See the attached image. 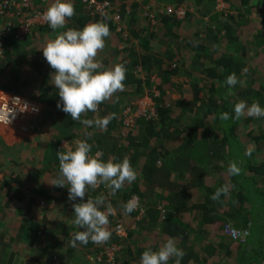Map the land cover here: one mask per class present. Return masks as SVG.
<instances>
[{
    "label": "trees",
    "instance_id": "trees-1",
    "mask_svg": "<svg viewBox=\"0 0 264 264\" xmlns=\"http://www.w3.org/2000/svg\"><path fill=\"white\" fill-rule=\"evenodd\" d=\"M97 1H108L114 6L103 22L111 29L113 39L119 44H124L114 63L123 64L128 76L123 92H117L102 102L96 112L82 113L81 119H99L112 113H115L116 117L111 120L106 130H100L94 126L87 127L79 120L73 121L69 114L58 109L56 122L49 130L52 132L51 137L45 140L46 135L41 130L39 120L36 129L28 133L30 135L35 131L34 136L25 138L31 141L43 139L47 142L44 149L43 146H34L28 150V156L33 153V166L37 167L39 172L48 170L55 179L59 174L57 152L67 151L69 148L75 150L77 142L82 140H87L92 145L90 155L95 156L100 152V158L105 162L109 158L113 162H120L125 157L129 159L137 172L135 182L125 184L115 196L111 195L105 186L100 185L95 190H89L83 198L86 202L88 197L95 199L102 195L105 205L101 210L112 204L114 208L123 210L122 205L130 200L129 197L133 194H136L139 200H148L143 203L147 207L143 222H134L138 216L134 211L130 214L123 211L122 217L115 214L109 216L107 228L112 233V238L116 236L114 229L118 223H122L128 232V237L121 242V250L114 257V264H133V261L137 264L145 250L155 251L169 238H174L177 246L185 253L181 264H264V162L254 164L246 158L244 143L238 134L241 130L240 124L238 120L231 118L234 116L235 104L241 101L247 102L248 105L258 101L264 105V86H260L263 90L261 93L247 90L235 94L230 92L224 81L233 73H241L246 65L234 63L233 54L228 50L220 51L223 48L220 37L227 33L231 35L227 37L229 44L239 47L240 33L232 31L239 16H235L230 22L218 17L220 30L216 28V31H212V28L203 26L199 30L189 32L187 25L192 21L189 10L198 4L200 9L196 10L201 14V18L195 20V24L205 25L202 18L205 19L214 12L217 0H195L196 3L193 0H123L122 3L119 0ZM152 1H156L154 4L158 6L162 5L160 8L165 10L169 7L176 10L184 6L185 19H178L174 13H157L153 25L150 18L145 16L146 7ZM231 1L223 0L233 5ZM73 2L75 14L67 19L69 25L80 21L77 17L84 7V14L97 16L93 10L87 8L83 0ZM36 4L45 3L37 1ZM243 5L245 6L244 3ZM156 6L153 9L155 12ZM140 14L142 17L138 19ZM116 17H119L118 20H115ZM241 17L247 18L245 15ZM85 18L84 16L81 19L83 23ZM146 24L148 30L159 29L161 38L156 37L158 32L141 37L140 29ZM1 26L3 24L0 23ZM36 30L54 32L47 24L36 28L22 41L32 39ZM0 38L3 39L4 57L5 54L12 55L16 39L4 30L0 33ZM153 38L162 41L151 44L150 40H156ZM134 40H138L140 46L131 45ZM33 54L30 60L23 62L27 69H34L39 73L40 67L35 63L32 65ZM257 54V51L253 52L251 57ZM23 56L24 54L18 53L17 60L26 59ZM4 62V59H0V63ZM154 75L160 79L159 84L152 81ZM40 80L46 84L43 83L41 87L46 89L41 91L42 105L57 108L60 99L58 90L52 87L48 80ZM175 89L177 90L174 91ZM171 92H177L180 96L191 93V96L188 101L181 99L177 102L178 106H172L169 99ZM200 94H203L202 98ZM146 95L153 100L156 117H149L151 114L148 112L146 116L129 120L133 115L126 111L134 112L136 107H132L133 103ZM181 105V113L177 115L175 109ZM225 112L230 114L227 121L220 118V114ZM241 118L245 122L256 119L247 115ZM248 137L252 140V133L248 134ZM64 144L67 145L63 146ZM9 149L14 150L13 147ZM11 162L18 163L13 160ZM231 162H236L241 168L239 175L227 174ZM31 178L32 176L28 177L26 188L12 190L9 194L6 193L7 196L3 199L0 198V237L11 233L25 234L26 249L21 247V252L30 248L39 252L55 244L54 240L59 241L57 247L61 248L65 243L63 238L70 240L71 245L70 233L78 230L72 223L73 204L80 202V199H68L67 184L64 188L51 184L46 189L37 188L35 185L38 183L30 182L33 180ZM210 179L215 180L214 187L209 186ZM261 182L263 187L259 186ZM2 185L6 187L7 181L2 182ZM223 185L229 186V195H221L218 200L211 199ZM117 198H120L118 201L122 203H117ZM148 203L155 205L153 208L148 207ZM17 217L24 218L18 222ZM132 224L136 228L132 229ZM226 226L242 231L248 229L249 233L243 242H237L241 251L235 263L230 261L234 247L228 245L224 238L227 237L224 233ZM147 234L156 235L157 241L154 243ZM35 242L39 243L36 247ZM13 246L11 245L10 249H13ZM91 248L94 252L101 249L91 242L83 245L85 250ZM100 253L90 255V258L97 264H109L106 259L97 262ZM168 264H175L174 259H170Z\"/></svg>",
    "mask_w": 264,
    "mask_h": 264
},
{
    "label": "crops",
    "instance_id": "crops-1",
    "mask_svg": "<svg viewBox=\"0 0 264 264\" xmlns=\"http://www.w3.org/2000/svg\"><path fill=\"white\" fill-rule=\"evenodd\" d=\"M123 0H119L122 3ZM195 3L196 1L193 0ZM47 8L50 7L55 0H46ZM72 4H74L73 0H71ZM156 1H152L148 3L150 6L157 5L156 9L159 12L162 8V5L158 6ZM225 4L228 5L227 13L224 12L225 7L223 9L217 10L216 5L218 4ZM230 5L227 2H223V0H217L215 4V10L211 13L210 16L207 18H202L205 21V25H202L199 29L203 26H207L212 31H216L220 24L218 17H223L222 20L226 22H230L235 16H239V20L237 24L233 28V33L237 31L240 33L241 41L239 43V47L231 46L230 40H228V36L230 33H227L224 36L220 37V42L222 43V47L220 51L226 49L229 53L233 54L234 63H238L241 65H246L245 68L248 69L246 74H243L242 77V70L241 73L236 74L239 80L243 83L242 85L239 84L230 89V92H240L241 90L253 91V93H261L263 90L260 86H264V0H232ZM245 4V6L243 5ZM154 4V5H153ZM161 4V3H160ZM148 5V6H149ZM223 6V5H221ZM200 9L198 4L189 10L191 18V23L189 25L196 26L195 20L201 18V14L196 10ZM241 9V11H239ZM85 7L82 13L78 14L79 22L73 24L67 23L64 25L63 28H58L52 33H47L44 30H36L35 35H33L32 39H28L27 41H15L13 49V54L3 57L4 63H0V92L3 94H14L20 95L26 99H29L35 103L42 105L41 103V95L42 92L46 89H42V85L44 81L40 80H48L51 84V76L50 74L54 72V70L49 66L43 56V48L46 47L47 43L53 39H55L58 35L62 34L63 32L69 29H78L82 30L85 25L97 22H103L105 17L100 16H90L86 15ZM129 13V7L127 9ZM221 13V14H220ZM245 15L247 18H242L241 16ZM86 17L81 21V19ZM141 14L139 15L138 19L141 18ZM241 17V18H240ZM91 21V22H90ZM78 26L75 28L74 26ZM201 25V24H200ZM3 26L0 27V33L3 31ZM220 28V27H219ZM218 28V29H219ZM110 29V28H109ZM197 29V30H199ZM111 30V29H110ZM220 30V29H219ZM159 31V29H158ZM160 32V31H159ZM212 34V33H211ZM210 34V35H211ZM144 35L148 36V31L144 28L140 29V36L145 37ZM231 36V35H230ZM113 34L110 32V36L105 39V48L102 51H98L96 59L99 60L102 64L103 69H110L113 68L116 64L114 63L117 60V56L119 57V50L121 51L124 44H119L116 40L113 39ZM122 39V38H121ZM131 45L133 46H140V42L138 40H134ZM210 45V44H206ZM213 45V44H211ZM215 46V45H213ZM211 47V46H210ZM257 51V56L251 57L253 52ZM22 53L24 54V60H17V54ZM35 53V55L33 54ZM31 54L34 55L32 58V65L37 64V67H40V74L37 71H32L31 68L27 69L26 65L23 61H28L31 59ZM127 56V54H126ZM123 57V56H122ZM119 60V58H118ZM244 68V69H245ZM46 73L47 75H45ZM45 75V76H44ZM128 76V74L126 75ZM253 77V78H252ZM33 78V79H31ZM158 78V77H157ZM241 78V79H240ZM252 78V79H251ZM159 79V78H158ZM250 79V80H249ZM252 81V82H249ZM26 83V84H25ZM27 85V86H23ZM44 85H46L44 83ZM52 85V84H51ZM52 87H55L52 85ZM42 91V92H41ZM48 94L51 96L50 91ZM176 92L169 93V99L172 101L175 97ZM179 95V94H178ZM203 94H200V98H202ZM191 93H188L183 96H178L174 101V106H178V101L185 100L188 101ZM176 103V104H175ZM183 105V103H182ZM175 109V112L181 113V107ZM261 107H264L263 104H260ZM42 107V114L40 117V126L41 130L45 132V139L51 137V133L49 132L52 125L56 122V113L58 112V108H47L46 106ZM183 109H186L183 107ZM53 116V117H52ZM47 127V130H46ZM84 129V128H83ZM240 132L238 133L241 138V142L244 143V150L246 158L251 161L252 163L257 162H264V118H256L254 120H250L249 122L243 121L240 126ZM182 130V129H181ZM252 133L253 139L250 140L248 134ZM24 133H21L12 128H4L0 127V198L3 199L7 194H9L12 190L22 189L27 187V183L29 181L28 177L32 176L33 180L36 181L35 187H44L45 189L49 186V184H53L54 179L51 176V173L48 170L38 171L37 167L33 166V153L29 154L28 150L33 148L34 141L27 138L26 136H22ZM34 136V135H33ZM36 137V136H35ZM123 139L125 137L123 136ZM43 139L37 140L42 141L43 149L45 147V142ZM13 147L14 150H10L9 148ZM258 147V148H256ZM27 151V152H26ZM42 151V150H41ZM22 153V154H21ZM17 161L18 163L15 164L11 161ZM37 179H36V178ZM31 178V179H32ZM261 178V177H260ZM17 179V180H16ZM36 179V180H35ZM16 180V181H14ZM7 181V186H3L2 182ZM260 181V180H259ZM208 184L210 187H214L213 179L208 180ZM262 182L259 183L260 187H263ZM264 188V187H263ZM126 192V191H125ZM130 193V192H129ZM138 197L136 194H133L129 197ZM128 198V197H127ZM120 198H117L115 201L117 203H122V201H118ZM144 199V200H143ZM139 200V203H142L141 207L143 212H137L138 216L134 219V222H143V219L146 216L147 207L143 205V203L147 202V198H143ZM153 199V198H152ZM148 207H152L155 203H148ZM14 206V205H13ZM114 208L113 204L110 205ZM107 207V206H106ZM115 209V215L121 216L123 213L122 209ZM161 211L162 208L158 207ZM119 211V212H118ZM24 217H17L16 220L20 222ZM126 221V220H125ZM127 223V222H126ZM135 224V223H134ZM132 224V229L136 228ZM142 224V223H141ZM136 225V224H135ZM113 229V228H112ZM145 234V233H144ZM1 236V235H0ZM20 236V237H19ZM114 236V235H113ZM147 237H150L152 241L155 243L157 241L156 235L147 234ZM26 235H19L17 233L5 234L3 237H0V264H97L90 260V255L99 254L105 246H109L115 243L121 244V240L114 236L113 238L103 244L100 245L101 249L99 252H94L91 249L85 250L83 249V245L78 244L77 247L73 248L70 245V240L63 238L65 241L64 245L61 248L57 247L59 241L54 240L55 244H51L50 247H47L44 250L37 251L33 248L28 249L26 252H21L22 249H26L25 244ZM227 244L232 245L234 247V254L230 256V261L236 262L237 255L241 251L239 249L240 244L233 241L229 237H224ZM116 239V240H114ZM39 243L35 242L36 247ZM45 244V243H43ZM11 245L13 249H10ZM39 247V246H38ZM34 250V251H33ZM133 255H137L133 253ZM88 256V257H87ZM232 259V260H231ZM140 259L137 261L139 264ZM136 261H133L135 264ZM216 263V262H214ZM217 264V263H216ZM236 264V263H235Z\"/></svg>",
    "mask_w": 264,
    "mask_h": 264
},
{
    "label": "clouds",
    "instance_id": "clouds-1",
    "mask_svg": "<svg viewBox=\"0 0 264 264\" xmlns=\"http://www.w3.org/2000/svg\"><path fill=\"white\" fill-rule=\"evenodd\" d=\"M147 12L145 16L155 23L154 13L148 15ZM74 14L75 8L71 0H55L43 15L49 27L55 31L63 28L66 20ZM109 36L110 29L107 23H91L85 25L82 30L69 29L63 32L42 49L46 62L54 70L50 76L51 84L58 90L60 98L57 108L69 114L73 121L79 120L87 127L94 126L100 130L107 129L111 120L116 117L115 113L99 119H81V114L89 111L96 112L102 102L110 99L117 92H123L127 73L123 64L103 69L101 62L96 59L98 51L105 48V39ZM247 71V68L243 69L242 75ZM224 83L231 89L237 84L242 85L243 82L233 73ZM146 98L150 96L146 95L142 99ZM150 99L153 102L152 98ZM23 108L25 110L20 109L21 112L27 111V106ZM33 110L39 111L38 108ZM233 112L234 116L231 118L235 120H239L244 115L264 118V107H261L258 101H254L251 105L241 101L235 104ZM10 114L14 119V110L9 113V116ZM220 118L227 121L230 119V114L221 113ZM91 152L92 145L87 140L77 142L75 150L69 148L67 151L57 152L59 174L51 185L64 188L67 184L68 199L70 201L80 199V202L73 204L72 223L78 229L75 233H70L73 248L78 244L87 245L89 242L100 246L107 243L112 236L107 226L109 216L115 214V209L108 205L101 210L105 205L102 195L95 199L88 197L84 202L83 198L87 192L103 185L110 190L111 195L115 196L125 184L130 185L137 180V172L127 157L120 162H113L111 158L105 162L100 158L102 155L100 152H97L95 156L90 155ZM240 172L241 168L236 162L229 164L227 169L229 176L239 175ZM229 192V186L223 185L216 190L211 199L218 200L221 195H229ZM122 207L125 214H130L137 209L138 200L132 198ZM115 244L121 250V244ZM184 255V251L177 246L176 240L169 238L157 250H145L140 256L139 264H168L170 259H174L175 264H181Z\"/></svg>",
    "mask_w": 264,
    "mask_h": 264
},
{
    "label": "built area",
    "instance_id": "built-area-1",
    "mask_svg": "<svg viewBox=\"0 0 264 264\" xmlns=\"http://www.w3.org/2000/svg\"><path fill=\"white\" fill-rule=\"evenodd\" d=\"M40 1L44 5H37ZM87 4L89 10H93L95 15L100 17H107L113 11L114 6L111 2H98L97 0H83ZM46 0H0V23L3 24V30L6 34L13 36L17 41H22L26 36H30L33 31L41 26H46L48 23L44 18V12L47 10ZM166 12L168 14H175L177 18H185V10L177 8L174 10L169 7ZM154 17L153 15L151 16ZM116 17L115 20H118ZM3 39L0 38V59H3ZM15 101V102H14ZM140 101V100H139ZM138 103V101H137ZM150 104V102H149ZM140 105V104H139ZM139 105L136 107V114L129 118L132 121L141 116H146V113L141 114ZM27 106V111L23 107ZM149 107V106H148ZM151 107V106H150ZM33 108H38L39 111H34ZM14 110L15 118L9 113ZM42 114V107L20 95L3 94L0 92V127H8L15 129L21 133L27 134L36 129L37 123ZM10 119V121H9ZM138 200V207L134 212L142 213V207L139 203L138 197H132ZM131 198V199H132ZM115 234L119 239H125L128 235L127 228L118 223L115 226ZM224 233L227 237L236 242H243L249 235L248 229L245 231L236 229L235 227L226 226ZM120 247L118 245H111L106 247L97 258V262L106 259L109 264H114V257L117 256ZM93 261L92 258H90Z\"/></svg>",
    "mask_w": 264,
    "mask_h": 264
},
{
    "label": "rangeland",
    "instance_id": "rangeland-1",
    "mask_svg": "<svg viewBox=\"0 0 264 264\" xmlns=\"http://www.w3.org/2000/svg\"><path fill=\"white\" fill-rule=\"evenodd\" d=\"M221 5H223V6H221ZM167 7H169V6H167ZM183 7L184 6H180V8L181 9H183ZM216 9L217 10H219V9H223L224 7H225V10H224V12L225 13H227L226 11H227V9H228V5H225V4H218V5H216ZM146 9H147V14L148 15H151L152 13H154V15H156V13H161V14H164L165 12H166V10H165V8L164 9H161V10H159V12L158 11H156L155 12V10H153L154 9V7L153 6H150L149 5V7L147 6L146 7ZM156 9V8H155ZM179 19V18H178ZM185 18H183V19H180V20H184ZM145 23V22H144ZM143 23V24H144ZM153 25H155V23H153ZM202 25H196V26H192V25H187V30H189V32H192V31H194V30H197V29H199L200 27H201ZM147 31H148V35L151 33V32H158V33H156V37H160V32L158 31V29H155V30H148V25L146 24L145 25V27H144ZM152 36V35H151ZM161 38V37H160ZM153 39H156V38H153ZM151 41V44H153V42H157V41H162V39H156V40H150ZM139 70H141V69H139ZM152 81L153 82H156V84H159L160 83V79H158L155 75H154V77L152 78ZM177 89H175L174 91H176ZM178 92V91H177ZM177 92H176V95H175V97L173 98V100H176V98L178 97V96H180V95H178L177 94ZM140 100V101H139ZM151 99L150 98H146V99H142V98H138L137 99V101H138V103L137 102H135V103H133V105H132V107H137V105H139V108L141 107V110L139 111L141 114H143V113H146L147 111L151 114V115H149V117H151V118H153L154 116L156 117V110H155V108H154V103L153 102H151L150 101ZM171 101L172 102V106H174V101ZM149 102H150V104H149ZM149 106V107H148ZM151 106V107H150ZM126 113H129L131 116L133 115L134 116V114H136V110H134V112H132V111H130V110H127L126 111ZM177 115H180V112H177L176 113ZM135 117V116H134ZM186 119H187V117H186ZM243 119L242 118H240V120H238V122H239V124H240V126H241V124L243 123ZM4 128H6V127H4ZM181 129H183V128H181ZM46 130H47V127H46ZM36 132L34 131L33 133H31L30 134V137L29 138H31L34 134H35ZM38 134V133H37ZM27 135H28V133H27ZM23 137L24 136H26V135H22ZM26 138V137H25ZM42 143H44V142H42V141H34L33 142V145H35V146H43L42 145ZM67 144H64L63 146H66ZM214 182H215V180H213V185H214ZM239 224H241V223H239ZM106 247H108V246H105L104 247V249L106 248Z\"/></svg>",
    "mask_w": 264,
    "mask_h": 264
}]
</instances>
